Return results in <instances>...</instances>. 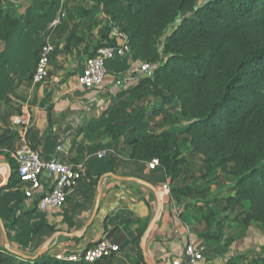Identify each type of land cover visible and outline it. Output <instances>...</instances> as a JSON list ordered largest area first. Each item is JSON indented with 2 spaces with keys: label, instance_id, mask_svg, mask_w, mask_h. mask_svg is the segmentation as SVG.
<instances>
[{
  "label": "crops",
  "instance_id": "crops-1",
  "mask_svg": "<svg viewBox=\"0 0 264 264\" xmlns=\"http://www.w3.org/2000/svg\"><path fill=\"white\" fill-rule=\"evenodd\" d=\"M33 11L34 19L30 17ZM0 13L22 18L20 28L8 40L0 39V138L17 133L15 117L25 115L31 120L29 143L44 159L76 165L78 174L65 205L41 211L36 199L50 191L52 180L44 175L33 199L26 197L23 182L4 189L18 167L11 155L1 153L4 148L0 146V247L6 246L4 229L10 248L30 256L44 246L51 255L82 251L108 237L121 250L107 264H139L135 240L147 227L141 239L146 264H189L184 252L189 240L207 247L206 264H227L231 258L236 264H254L252 259L238 258L250 256L252 246L264 259V246L257 245L264 241L249 240L253 228L241 233V243L224 248L230 237L226 221L221 246L209 244L207 224L198 208L201 204L179 207L161 167L152 170L148 162L131 160L129 138L135 130L154 124L145 118L147 107L142 102L121 94L137 84L130 74L135 64L127 70L125 60H109L103 85L78 86L87 59L106 41L110 17L102 6L91 0H0ZM45 36L55 52L47 81L35 84L32 76ZM103 150L110 153L99 158ZM191 162L187 158L186 171ZM129 178L154 185L162 206L150 187ZM183 178L184 185L193 187L192 180L186 182L185 174ZM43 219L53 227L51 235L35 233Z\"/></svg>",
  "mask_w": 264,
  "mask_h": 264
},
{
  "label": "trees",
  "instance_id": "trees-1",
  "mask_svg": "<svg viewBox=\"0 0 264 264\" xmlns=\"http://www.w3.org/2000/svg\"><path fill=\"white\" fill-rule=\"evenodd\" d=\"M91 1L129 36L131 54L112 60H125L127 70L133 62L156 66L152 77L130 73L137 84L121 93L142 103L149 97L160 102L151 116L161 117L163 128L135 130L128 140L131 160L158 159L176 204L185 208L201 204L197 207L212 246H221L227 216L237 209L242 210L244 230L254 223L264 234V0ZM21 19L0 13V39L8 40ZM110 29L98 48L116 44ZM18 141L16 132L1 137V153L10 156ZM189 149L202 156L205 181L206 175L211 183L220 174L232 177V194L211 201L206 189L183 184L184 154ZM20 182L16 172L4 189ZM146 228L135 240L139 264H146L140 246ZM35 229L46 235L54 230L44 219ZM228 241L224 248L230 246ZM108 259L69 262L47 252L29 260L0 247V264H107ZM227 264L236 263L231 258Z\"/></svg>",
  "mask_w": 264,
  "mask_h": 264
},
{
  "label": "built area",
  "instance_id": "built-area-1",
  "mask_svg": "<svg viewBox=\"0 0 264 264\" xmlns=\"http://www.w3.org/2000/svg\"><path fill=\"white\" fill-rule=\"evenodd\" d=\"M60 20L61 17L54 24H58ZM109 25L111 28L109 36L113 41H116V44L99 47L95 55L87 59L83 72L78 77L77 84L81 88H93L103 85L108 74L107 61L131 54L129 36L120 27L112 23L111 19ZM54 50L55 48L51 44L49 37L45 36L44 42L39 49L38 61L33 75L35 84H42L47 81L50 75L51 54ZM137 66L131 73H139L148 77H152L155 73L156 66L151 63L144 62ZM14 124L18 126L19 143L10 155L17 163L18 176L21 182L25 184L24 192L26 197L34 198L35 192L42 186L44 175H47L52 180L51 189L38 198V209L41 211L61 209L77 185V166L58 159H44L40 151L31 146L28 140V132L31 127L29 117L25 115L17 116ZM107 153L110 152L103 150L98 157L103 158ZM159 166L158 159H153L149 163L150 169H156ZM206 248L204 244L197 245L191 240L187 241L184 245V252L188 263L206 264ZM120 250L119 244L105 237L86 250L60 252L55 256L61 261L97 263L110 258L114 253L120 252Z\"/></svg>",
  "mask_w": 264,
  "mask_h": 264
},
{
  "label": "rangeland",
  "instance_id": "rangeland-1",
  "mask_svg": "<svg viewBox=\"0 0 264 264\" xmlns=\"http://www.w3.org/2000/svg\"><path fill=\"white\" fill-rule=\"evenodd\" d=\"M207 1V0H204ZM203 1V2H204ZM30 17L31 18H36V12L33 11L32 13H30ZM134 62L132 63L133 66ZM138 63H135V65L133 66V69H136ZM160 102L158 100H155L153 98H145V101L143 103V106H146L147 109L145 110L146 112L144 113L145 118L149 117L148 120L151 123L150 125V130L157 132L160 131L163 128L162 125V118L160 117L158 118H154L153 116H151L152 112L154 111V107H159ZM185 157H187L189 160H191V164L189 165V170H185V175H186V182H189V180H192V184H194L195 188L198 191H201L202 189H206V198H210L209 200L213 201V199L216 198H225L227 196H229L230 194H232L231 192V187H232V182L233 179L231 176L227 175V174H220L218 177V180L214 183L210 182V178L209 176L206 175V181L202 178L204 177L206 171L204 168V164H203V158L199 155L193 154V153H189L188 151H186V153L184 154ZM189 171H192V174H190ZM182 179L185 180L182 176ZM209 179V180H208ZM205 198V199H206ZM209 206H217L219 207L217 204H210ZM222 207V206H221ZM219 207V208H221ZM242 212L241 209H237L234 211L229 212L228 216H227V222H228V227L230 229V237L229 239V243L232 244L233 242H240V239L242 238L241 233H245L247 230H249L250 228H253V233L254 235L252 237H248L249 240H255V242H258L260 240L264 241V234L263 231L261 229V227L259 225L256 224H251L249 225V227L244 230V228L242 227V219L239 218V214ZM247 238V239H248ZM243 241V240H242ZM249 243V242H248ZM257 243L258 246L263 247L264 244ZM255 249H253L252 246V251H251V255L250 256H240L239 259H243L245 258L246 261H249L250 259L253 260L254 264H263V261H261L263 258H260V256L254 252ZM247 252V251H245ZM244 253V252H243ZM259 253V252H258ZM256 257V258H255ZM250 264V263H249Z\"/></svg>",
  "mask_w": 264,
  "mask_h": 264
},
{
  "label": "water",
  "instance_id": "water-1",
  "mask_svg": "<svg viewBox=\"0 0 264 264\" xmlns=\"http://www.w3.org/2000/svg\"><path fill=\"white\" fill-rule=\"evenodd\" d=\"M129 179H132V180H134V181H137V182H139V183H142V184H144V185L150 187V188H151V189L157 194L158 199H159L160 207L162 206L161 195H160V193H159V190H158L154 185H152L151 183L146 182V181H144V180H142V179H139V178H129ZM2 188H3V187H1L0 190H1ZM155 219H156V217H155ZM155 219H154V220H155ZM153 224H154V223H152V225L149 227L147 233L149 232V230H151V228L153 227ZM4 233H5V237H6V246H5V248H6L7 250L11 251L12 253H15V254L18 255L19 257H22V258H24V259H29V260H38L40 257H42L45 253L48 252V248H47V246H44L43 249H41L36 255H33V256L26 255V254H24L23 252L13 250V249L10 248L9 237H8V234H7V232H6L5 229H4ZM141 249H142V251H143V255H144V257L146 258L147 254H146V248H145V241H144V240H142V242H141Z\"/></svg>",
  "mask_w": 264,
  "mask_h": 264
}]
</instances>
